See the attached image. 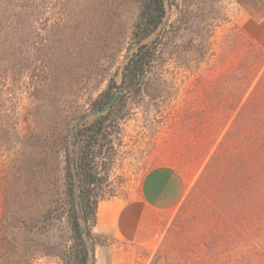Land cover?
<instances>
[{"label":"rangeland","instance_id":"rangeland-1","mask_svg":"<svg viewBox=\"0 0 264 264\" xmlns=\"http://www.w3.org/2000/svg\"><path fill=\"white\" fill-rule=\"evenodd\" d=\"M22 2L25 14L11 23L14 62L7 60L0 39V185L6 186L13 162H21L20 141L32 157L10 195L0 190V264H73L65 193L68 137L119 73L142 0ZM167 44L172 55L161 64L159 53L145 89L126 96L124 116L110 128L109 159L100 161L97 176L103 200H128L148 170L167 166L183 177L185 196L149 243L109 250V242L93 235L94 264H202L211 257L214 264H235L237 259L234 241L209 254L190 240L194 232L186 222L203 199L185 203V198L207 158L191 155L192 131L183 115L191 97H199L197 102L222 97L223 104L227 99L218 112L220 139L240 117L246 97L264 96V50L243 35L234 7L222 0H173L158 47ZM257 53L259 58L253 57ZM232 97L243 98L234 105Z\"/></svg>","mask_w":264,"mask_h":264},{"label":"trees","instance_id":"trees-1","mask_svg":"<svg viewBox=\"0 0 264 264\" xmlns=\"http://www.w3.org/2000/svg\"><path fill=\"white\" fill-rule=\"evenodd\" d=\"M168 3L172 10L173 0H168ZM24 9L22 0H0V39L6 43L5 55L9 62H14L10 44L14 31L11 23L18 21L25 14ZM164 15L163 0H142L131 33L132 45L152 34ZM7 21L8 25L5 24ZM166 27L167 23L156 37L142 44L128 58L121 70L119 95L110 109L86 122L73 136L72 157L78 178V205L93 256L94 236L91 229L96 222L97 204L105 198L100 192L102 179L97 175L102 168L100 161L103 158L109 159L108 149L112 143L110 128L124 116L122 112L126 96L135 95L145 89L144 79L152 63L158 59V54H161V64L172 55L168 49L170 44L163 49L158 47ZM255 46L258 47L256 44ZM258 54L253 57L259 58ZM117 76L118 73L110 78L104 90L92 101V110L102 108L109 102L112 90L117 85ZM262 80L261 77L258 82ZM249 86L250 81L243 87V91ZM220 89L222 88L219 83L217 90ZM208 91L207 89L206 93ZM198 98L189 99V106L183 115L192 131L191 155H203L207 158L185 198V203L193 197L200 196L203 199L198 204L201 205L197 209L198 212L186 222V227L194 232V238L190 240L196 246L201 243L209 254L215 253L218 245L229 249L234 241L237 248L235 264H264V96L246 97L240 107V117L220 139L218 137L221 129L217 131V127L221 124V116L218 112L229 104L227 99L223 104L222 97L208 96L197 102ZM232 98L236 105L243 97ZM245 113L248 114L247 117ZM248 125L250 129H247ZM20 142L21 162H13L6 186L0 185L3 196L10 195L21 171L25 169L23 166L32 157V153L27 151L26 141ZM66 172L65 193L68 198V220L73 240L71 256L73 264H86L87 251L76 219L67 155ZM213 261L211 257L202 261V264H214Z\"/></svg>","mask_w":264,"mask_h":264},{"label":"crops","instance_id":"crops-1","mask_svg":"<svg viewBox=\"0 0 264 264\" xmlns=\"http://www.w3.org/2000/svg\"><path fill=\"white\" fill-rule=\"evenodd\" d=\"M222 1L234 7V17L243 35L264 50V0ZM185 192V181L175 169L152 168L145 173L134 197L125 200L115 196L98 202L91 232L109 242L106 246L109 250L115 244L149 243L159 231L163 218L174 214ZM111 255L114 258L115 252Z\"/></svg>","mask_w":264,"mask_h":264},{"label":"water","instance_id":"water-1","mask_svg":"<svg viewBox=\"0 0 264 264\" xmlns=\"http://www.w3.org/2000/svg\"><path fill=\"white\" fill-rule=\"evenodd\" d=\"M164 4H165V15L162 19V21L160 22L158 28L149 36H147L146 38L142 39L141 41H139L138 43L133 44L126 57L125 60L122 64V66L119 69V73H118V81H117V85L116 87L112 90V97L109 100V102L103 106L102 108L93 110L91 112H89L88 114L82 116L74 125V127L72 128L69 137H68V143H67V157H68V164H69V168H70V172H71V179H72V197H73V201H74V205H75V212H76V219L78 222V228H79V232L81 235V238L84 242V245L86 247V251H87V260H86V264H92L93 262V249L91 247V244L86 236L85 233V228L83 225V220H82V216H81V212L79 209V205H78V178H77V174L75 171V166H74V161H73V157H72V140H73V136L74 133L82 126L84 125L86 122H88L89 120L107 112L110 107L113 105V103L116 101L118 95H119V91H120V77H121V70L123 68V66L125 65L126 61L128 60V58L132 55V53L138 48L140 47L142 44L147 43L148 41L152 40L154 37H156L164 28V26L166 25L168 18H169V13H170V8H169V3L168 0H163Z\"/></svg>","mask_w":264,"mask_h":264}]
</instances>
